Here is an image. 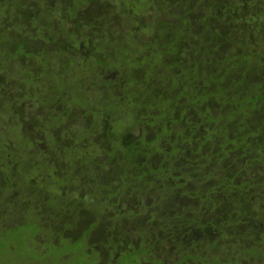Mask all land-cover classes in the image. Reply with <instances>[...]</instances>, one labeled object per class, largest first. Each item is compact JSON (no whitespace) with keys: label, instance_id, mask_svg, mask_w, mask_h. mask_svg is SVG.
Segmentation results:
<instances>
[{"label":"trees","instance_id":"trees-1","mask_svg":"<svg viewBox=\"0 0 264 264\" xmlns=\"http://www.w3.org/2000/svg\"><path fill=\"white\" fill-rule=\"evenodd\" d=\"M0 75L1 92L20 95L18 104L0 95V264H88L87 232L74 242L43 226L61 233L108 203L97 175L106 163L123 189L140 183L134 195H150L135 231L143 242L161 231L176 245V261L165 256V264H223L218 248L228 230L264 226V0H0ZM26 95L38 129L51 131L44 141L28 137L15 110ZM145 126L155 128L149 141ZM44 143L68 151L57 161ZM144 156L156 169L137 166ZM153 183L159 188L148 195ZM177 197L189 203L174 205ZM258 233L230 245L227 264H257ZM117 237L127 244L119 264L144 262L147 251L129 250L124 228ZM79 240L77 251L61 248ZM198 241L213 244V255L198 257Z\"/></svg>","mask_w":264,"mask_h":264},{"label":"rangeland","instance_id":"rangeland-1","mask_svg":"<svg viewBox=\"0 0 264 264\" xmlns=\"http://www.w3.org/2000/svg\"><path fill=\"white\" fill-rule=\"evenodd\" d=\"M112 12H114V10ZM114 14H115V12H114ZM141 21H142V23H144V22L149 23L152 20L148 16L145 18L143 17L141 19ZM230 47L231 46L228 45V47H227L228 52L231 50ZM38 50L40 51L41 48ZM46 51H47V49H46ZM221 54H222L221 56L224 57L223 51H221ZM36 71H38V69H36ZM2 78L3 77L0 75V82H1ZM113 79H114V81H116L115 76L113 77ZM0 92H1V86H0ZM0 95L4 97L3 102L8 101L9 104H11L12 102H13V104L14 103L18 104L16 102V99L20 96L18 93L11 92V91L10 92H3L2 91L0 93ZM27 98H29L28 95L23 96L21 99H25V101H23L19 105H16L15 110L17 108V113L20 114V116L22 118L25 117V119L27 120L25 131L27 132L28 137L30 136L31 139L37 138L39 140L44 141L43 136L50 135L51 131H50L49 127L42 129V130L38 129L39 126L38 127L36 126V124L38 122L36 121L35 118H33L29 114L30 106L34 102H32V100H29ZM35 105H41V104H35ZM44 105H53V104H44ZM1 106H4V105H0V107ZM50 111H51L50 107H47L44 111H42L44 118L46 116L50 115ZM42 112H40V113H42ZM1 116L2 115L0 114V122L3 120L1 118ZM44 118L41 119V123H43V121L44 122L46 121ZM72 122L75 125V127H79L82 130H85V129H87L89 131L92 130L90 128L91 123L85 121L84 119H75ZM65 123L66 122L62 123L58 127L59 130H61V127ZM68 123H71V121H68ZM1 124H3L2 127L5 125L4 120L0 123V125ZM37 125H40V124L38 123ZM142 129L146 130V133H147L146 139L148 141L150 139H153V137H154V131L153 130L155 128L150 129L147 126H145ZM147 129H149V130H147ZM0 130H1V128H0ZM132 134H133L134 138H138L140 136L139 135V128L135 127ZM53 135H54L53 139L55 142H57V144L63 143V142H61L60 138L55 135V131H54ZM152 135H153V137H152ZM96 136L97 135L95 133H93L91 136L95 140V143H93V145L91 144L92 146H89L90 147V150L88 153L89 156H90V153L92 152V150L95 151L94 146L96 145V142H98V140L96 138H94ZM91 137L89 136L88 139H92ZM67 144L68 143H65L63 145H58V148L64 149L63 146H65ZM39 145L41 146V144H39ZM11 147H13V145ZM44 147H45L46 151L51 153L53 155V158L57 161H60V158L63 157L62 155L66 154L65 152L68 151V150H65V151L61 150L59 152L55 148V146L52 147V146H50V144L45 146V143H44ZM69 154H71L70 151H69ZM97 154H99V155L96 158L98 160L102 159L101 161H102V163H104L103 159L105 158V155H103V153L100 150H97ZM84 158L85 157L79 156V158L77 160H75L74 162H76V161L78 162L80 159L83 160ZM142 159L143 160L137 162V166L139 163V164H143V168L146 166L148 168V170L156 169L155 165H153L155 162L154 160L153 161L151 160V162L150 161L147 162L146 159H148V158L146 157V159H145V156ZM106 164H107L106 165L107 168H104V169L102 168L101 170L99 169L97 175L100 178L99 181L101 182L102 187L104 189H109V192L111 193L109 196H107L108 203H105L103 206H100L97 209V211H94L95 213L85 212V213H82L80 216H78L79 217L78 219H77V217H76V219H72L70 222H73V227L65 228V230L62 233L64 238L70 239L74 242L77 241L82 235H84V233L89 231V229H88L89 226L91 224H95V221L98 218H100L99 220H101L100 221L101 225L94 226V228H92V230L87 233L86 244H87V247L92 248V250H94V251H97V248H98V252L102 254V256L100 257L101 264H108V263L116 264L114 259H113L115 252L112 254H108V251L110 248H117V250H118V248L120 247L118 245V242H117V241H119V240H117L118 239V237H117L118 228H124L126 230V234L130 235V237L132 239V246L133 247H132V249H129V250L137 251L138 249H140V247H142V248L152 247L151 252L156 257L164 258L166 256V257H169L172 261H176V258L178 257L177 252H176V245L171 244L169 242V240L167 238H165L163 232L156 230L159 234L158 239L153 241V242L146 241L148 244L144 245L146 243L143 242L142 237L137 233V231H135L136 227H140L141 226L140 223L144 219H147V210H146L145 206L148 207V205L151 204L149 194L151 192L156 193L157 188H159L158 187L159 183L156 184L157 185V187H156V185L154 184L155 183V179H154L153 184H150V185L147 184L146 187L149 189V192H148L149 196L146 195V196H143V199L142 198L138 199V197L135 196L134 194H135L136 189H137L136 185H139L140 183L131 185V186H133L131 189H130V187L123 189L124 185L120 181L121 174L116 173L115 168L114 167L112 168L109 165V163H106ZM129 174L131 176H134L132 173H129ZM94 175L97 176L95 173H94ZM88 179H90V178L86 177V180H88ZM146 182H147V180H146ZM51 188L55 189V187L53 185H51ZM101 188L98 189L99 194L102 192ZM180 188L183 191L185 190L184 187L183 188L180 187ZM72 191L73 190L69 191V197L66 200H70L72 198V196H71ZM81 191H82L81 189H78V195H81ZM8 193H10V197H11V195H15V192L13 190H8ZM77 197H79V196H77ZM62 198H64V197L62 196ZM99 200L101 201V198ZM181 200H182V198L177 197V199L172 200V201H175L174 205H180V204L187 203L186 201H181ZM72 202H74V201H72ZM110 203L113 206H110ZM122 210H124V211L130 210V214L125 216V217H122L123 215L126 214V213L122 212ZM96 212H99V213L97 214ZM117 212H120V216L118 217L119 220L117 222L108 221ZM139 213H141V216H138ZM251 224H252V222H251ZM257 224H258L257 227L253 225L254 227L252 228V231L249 230L250 224H247V226H245V227L239 225L234 230L230 229L227 231L228 238L227 239L223 238L222 241H220V242L221 243L223 242L224 245L221 246L222 248H218L219 249L218 258L222 260L221 263L227 264V258L230 257V255H231V248L232 247L230 245H233L237 241H240L242 238V235L246 234V235H249L251 237L254 236V238L257 239L256 235L259 232V230L264 231V226H261L260 223H257ZM113 225H114V227H111ZM149 225H150L149 223L147 225H145L146 226L145 228L147 229V236H149L151 233V230H149V227H148ZM74 226H76V227H74ZM113 229H115V230H113ZM112 231H113V235L110 237V235H111L110 233H112ZM263 237H264V234H263ZM107 240H109L110 243L115 241L113 243L114 246H108ZM112 240H114V241H112ZM119 244H121L122 247L124 246V248H127L126 242L122 241ZM84 246H85L84 241L79 240L77 243H75V245L70 243V242L65 241L61 245V248L66 247L67 251L68 250L77 251ZM260 246L261 247L257 251L261 252V256L259 255V259H261L263 261L264 260V244L262 243ZM216 247H220V245L219 246L217 245ZM214 248H213V244H208V242H206V241H203L202 243H200V241H198V244L196 245V253L195 254H197V256L200 258H202L203 256H206L208 254L213 255V249ZM192 252H193V250H190L191 254H193ZM209 255H208V257H209ZM31 256H34V255L32 254ZM116 256H119V255H116ZM259 259L257 260V264H259ZM72 261H73V258H72ZM191 264H193V263H191ZM240 264H242V261H240Z\"/></svg>","mask_w":264,"mask_h":264},{"label":"flooded vegetation","instance_id":"flooded-vegetation-1","mask_svg":"<svg viewBox=\"0 0 264 264\" xmlns=\"http://www.w3.org/2000/svg\"><path fill=\"white\" fill-rule=\"evenodd\" d=\"M45 146H47L46 144H45ZM68 186V185H67ZM71 189H73V188H69L68 190H67V192H68V194H69V191L71 190ZM67 194V195H68ZM62 195H63V197H66V196H64L65 195V192H63L62 193ZM71 224H72V226H70V227H73V222H70ZM96 226V225H95ZM70 227H68V228H70ZM74 227H76V226H74ZM43 228L44 229H48V230H50V231H48L47 232V234L48 233H51L52 232V230L57 234V235H59V236H61L62 235V233H63V230H62V232L61 233H58L55 229H52V227H51V225H45V226H43ZM88 229H91L90 227L88 228ZM43 230V229H42ZM90 231V230H89ZM88 231V232H89ZM87 232V233H88ZM41 241V240H40ZM146 241H149V242H153V240H149V239H146L145 240V243L146 244H144V245H147L148 243L146 242ZM120 247L118 248V250H117V248H110L109 249V251H108V254H112V253H114L115 252V255L113 256V259H114V261H115V263L116 264H119V257H121V255H122V253L120 252V251H124V248L121 246V244H118ZM149 246V245H148ZM153 246V245H152ZM96 247V246H95ZM63 249H64V247H62ZM117 250V251H116ZM142 250H144V252L145 251H147V253H141V254H143V255H141L142 256V258H144L145 260H144V262L143 263H139V264H165V262H164V260H163V258H159V257H156L152 252H151V250H152V247H146V248H142ZM61 253H64V252H61ZM61 253H59L61 256H63L64 254H61ZM87 254H88V256H84L83 258H82V260H84L85 262H87L88 264L90 263V264H101V260H100V257L102 256V254L101 253H99L98 252V248H97V251H94V250H92L91 252H87ZM116 255H119V256H116ZM150 257V258H149ZM32 258V257H31ZM65 258V257H64ZM64 258H61V259H56L57 261H58V264H63V260H64ZM108 264H110V263H108Z\"/></svg>","mask_w":264,"mask_h":264}]
</instances>
